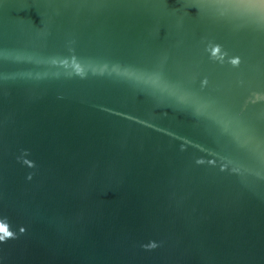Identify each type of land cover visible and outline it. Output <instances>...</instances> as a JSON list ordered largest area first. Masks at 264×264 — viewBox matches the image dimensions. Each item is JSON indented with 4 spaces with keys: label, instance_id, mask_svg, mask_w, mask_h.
<instances>
[{
    "label": "water",
    "instance_id": "1",
    "mask_svg": "<svg viewBox=\"0 0 264 264\" xmlns=\"http://www.w3.org/2000/svg\"><path fill=\"white\" fill-rule=\"evenodd\" d=\"M0 264H264V3L0 0Z\"/></svg>",
    "mask_w": 264,
    "mask_h": 264
},
{
    "label": "snow or ice",
    "instance_id": "2",
    "mask_svg": "<svg viewBox=\"0 0 264 264\" xmlns=\"http://www.w3.org/2000/svg\"><path fill=\"white\" fill-rule=\"evenodd\" d=\"M262 3H264V0H261Z\"/></svg>",
    "mask_w": 264,
    "mask_h": 264
}]
</instances>
